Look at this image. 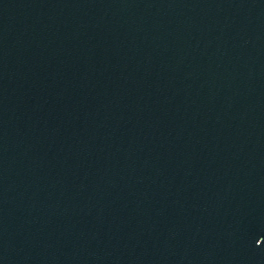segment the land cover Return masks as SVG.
<instances>
[{"label":"water","instance_id":"1","mask_svg":"<svg viewBox=\"0 0 264 264\" xmlns=\"http://www.w3.org/2000/svg\"><path fill=\"white\" fill-rule=\"evenodd\" d=\"M0 264H264V0H0Z\"/></svg>","mask_w":264,"mask_h":264}]
</instances>
